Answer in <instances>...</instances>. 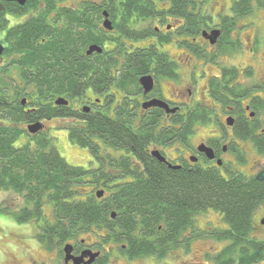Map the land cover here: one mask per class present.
<instances>
[{
    "label": "flooded vegetation",
    "instance_id": "obj_1",
    "mask_svg": "<svg viewBox=\"0 0 264 264\" xmlns=\"http://www.w3.org/2000/svg\"><path fill=\"white\" fill-rule=\"evenodd\" d=\"M0 2L1 185L21 184V149L27 144L34 149L39 136L53 140L54 121H64L67 129L92 115L126 129L131 137L127 152L96 136L97 154L89 152V162L97 169L117 166V156L124 154L140 170L200 166L226 178L234 173L257 177L264 170L258 157L264 155V0ZM91 46L101 51L88 54ZM55 55H77L81 63L86 56L94 59V85L73 99L53 97V72L61 69L54 66ZM70 62L64 61L62 69ZM82 69L84 73V65ZM45 72L48 92L41 97L39 76ZM84 75L76 88L84 87ZM61 97L68 104H57ZM61 106L83 118L71 120L68 111L54 116V108ZM34 124L40 125L36 132L31 131ZM119 181L94 186H102L105 196L106 186ZM0 190L9 194L0 205L16 206L22 222L21 191ZM209 212L216 211L195 216L194 225L176 242L161 243L160 249L170 250L160 256V249L158 254L133 250L136 245L120 240L124 228L119 225L94 230V238L82 233L64 242L59 237L42 242L34 218L25 224L34 229L47 258H33L31 264H226L231 242L219 236L229 229L223 217L217 212L218 223L198 225ZM111 217L116 219L117 212ZM211 240L220 246L207 248L201 257L190 251ZM13 264L21 263L14 258Z\"/></svg>",
    "mask_w": 264,
    "mask_h": 264
},
{
    "label": "trees",
    "instance_id": "obj_2",
    "mask_svg": "<svg viewBox=\"0 0 264 264\" xmlns=\"http://www.w3.org/2000/svg\"><path fill=\"white\" fill-rule=\"evenodd\" d=\"M52 59L54 66L61 68L53 72V97L73 99L94 85V75L90 72L94 59L86 56L82 63L77 55L65 59L55 55ZM64 61L71 62L62 69ZM48 75L45 72L39 76L44 82L38 88L41 97H46L48 92ZM82 75L84 87L78 89ZM54 111L56 117L65 116L64 112L68 111L71 120L83 118V114L73 112L69 106H61L59 111L54 108ZM67 130L71 141L87 148L92 155L98 150L96 136L115 150L130 152L131 149V137L126 129L94 115L85 124L74 122ZM34 146L33 149L27 144L20 151L21 184H0V188L21 191L20 220L26 223L36 218L42 242L56 237L60 238L58 242H64L82 233L99 231L104 226L119 225L124 228L118 234L123 236L120 240L136 245V248L132 246L133 250L158 254L161 243L176 242L183 231L194 225L195 216L213 210L223 217L229 228L219 233L221 238L231 242L225 249L226 264L264 263V241L251 236L254 213L264 203V181L256 176L234 173L226 178L214 169L200 166L173 169L149 165L140 170L133 167L131 158L124 154L117 156V166L85 168L70 164L53 140L39 136ZM143 157H147L144 152ZM129 176L134 179L124 180ZM111 179L121 181L107 185L106 195L100 198L96 195L97 187L86 188ZM47 205L51 206L47 207L50 213L45 210ZM114 211L116 219L111 217ZM169 250L160 249L158 255L167 254Z\"/></svg>",
    "mask_w": 264,
    "mask_h": 264
},
{
    "label": "rangeland",
    "instance_id": "obj_3",
    "mask_svg": "<svg viewBox=\"0 0 264 264\" xmlns=\"http://www.w3.org/2000/svg\"><path fill=\"white\" fill-rule=\"evenodd\" d=\"M63 123L65 122L61 120L54 121L52 123L54 126L50 133L61 155L72 165L83 166L85 168L93 166V164L89 162L91 159L89 151L71 141L69 131L62 127ZM258 157L262 161L261 165H264V155H258ZM86 188H95V191H97L101 190L103 187L89 184ZM4 198H9V194L4 190H0V201ZM10 200L11 199H8L6 202H10ZM262 206L261 204L254 213L252 233L259 235V237L264 240V212ZM47 207L51 208V206H45V210L50 213ZM9 210L10 212H7ZM18 211L19 209L12 204L9 205L8 208L0 205V264H13L14 258L21 264H31L33 258L34 260L39 258L46 260L47 252L36 240L34 229L32 227H26L27 225L25 223L19 222L18 216H16ZM47 216L48 218L50 217L48 213ZM207 221L210 225L218 223L219 216L217 212H209L202 215L198 221V225L203 227ZM223 222L226 223L225 221ZM219 227L225 228L226 225H220ZM94 235L95 234L89 232L85 233L83 237H93ZM209 236L217 240L215 236ZM212 242L213 240H211V242L209 241L208 243L210 244L208 246L198 242L196 245L192 246L190 251L192 254L195 253L198 257H201L207 248L220 246L219 243ZM168 261L172 262L173 260L170 257Z\"/></svg>",
    "mask_w": 264,
    "mask_h": 264
},
{
    "label": "water",
    "instance_id": "obj_4",
    "mask_svg": "<svg viewBox=\"0 0 264 264\" xmlns=\"http://www.w3.org/2000/svg\"><path fill=\"white\" fill-rule=\"evenodd\" d=\"M20 2H24V0H20ZM0 7H1V2H0ZM106 24H109V22H106ZM94 50H99L101 51V48H98L97 46H91L90 49L88 50V54L92 53ZM57 104H68V100H66L65 98H59L57 100ZM40 128V125L39 124H34L31 128V131L32 132H36L38 129ZM162 158V157H161ZM163 159V158H162ZM257 178L259 180H263L264 181V170L262 172H260L258 175H257ZM105 194V191L104 190H97L96 192V195L97 197H102L104 196ZM116 215V212H113L112 213V216H115ZM69 248V246H67V249Z\"/></svg>",
    "mask_w": 264,
    "mask_h": 264
}]
</instances>
